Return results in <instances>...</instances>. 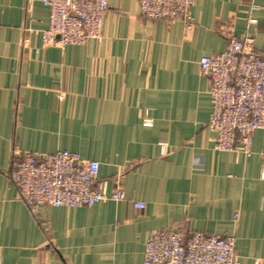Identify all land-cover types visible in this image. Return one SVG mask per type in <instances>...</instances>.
<instances>
[{"label": "crops", "instance_id": "obj_1", "mask_svg": "<svg viewBox=\"0 0 264 264\" xmlns=\"http://www.w3.org/2000/svg\"><path fill=\"white\" fill-rule=\"evenodd\" d=\"M108 1L100 37L43 48L48 7L0 0V264H143L160 228L232 237L240 264H264V131L250 155L215 150L198 65L226 35L264 51V0H192L190 27ZM14 145L97 160L124 197L33 213L9 177Z\"/></svg>", "mask_w": 264, "mask_h": 264}, {"label": "built area", "instance_id": "obj_2", "mask_svg": "<svg viewBox=\"0 0 264 264\" xmlns=\"http://www.w3.org/2000/svg\"><path fill=\"white\" fill-rule=\"evenodd\" d=\"M49 9L41 47L83 44L101 36L109 9L108 0H41ZM139 14L148 20L181 22L190 26L192 0H137ZM223 51L198 59L201 73L209 78L211 112L205 126L217 151L252 153V135L264 131V51L254 39L226 35ZM149 122L148 119H145ZM163 149L164 143H161ZM263 160L264 145L260 152ZM99 162L77 152L22 151L13 147L9 177L29 209L40 206L82 207L101 200L119 201L124 193L108 191L98 178ZM143 209V202H133ZM143 264H240L232 237L191 231L183 237L177 229L160 228L145 242Z\"/></svg>", "mask_w": 264, "mask_h": 264}, {"label": "rangeland", "instance_id": "obj_3", "mask_svg": "<svg viewBox=\"0 0 264 264\" xmlns=\"http://www.w3.org/2000/svg\"><path fill=\"white\" fill-rule=\"evenodd\" d=\"M142 17V16H141ZM143 18V17H142ZM145 20H148V19H145ZM172 23V22H171ZM191 26V25H190ZM190 26H187V27H190ZM102 34V33H101Z\"/></svg>", "mask_w": 264, "mask_h": 264}]
</instances>
